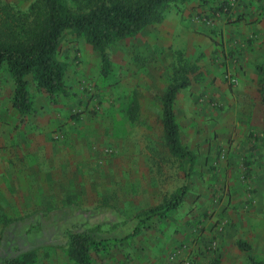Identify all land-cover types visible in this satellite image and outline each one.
<instances>
[{"label": "rangeland", "instance_id": "obj_1", "mask_svg": "<svg viewBox=\"0 0 264 264\" xmlns=\"http://www.w3.org/2000/svg\"><path fill=\"white\" fill-rule=\"evenodd\" d=\"M10 1L27 7L33 0ZM191 2H172L161 22L112 43L107 48V75L100 53L86 37L65 32L60 57L67 63L66 89L52 96L47 92L44 103L66 107L65 117L52 131L55 169L43 179L45 189L26 192L23 200L14 195L10 211L23 219L35 211L70 207V200L95 215H76L63 223L55 216L53 222L29 232L30 223L10 225L0 256L18 255L39 241L30 264H78L63 248L68 230L101 225L100 232L109 235L113 223L117 234L125 236L137 226L139 213L161 205L188 184L186 198L166 221L188 216V228L198 229L192 241L204 240L202 254L210 256L209 264L221 263L216 254L224 235L225 264H251L237 246L240 239L264 260V106L259 71L264 66V0H239L217 18L214 7L223 3L196 11L187 7ZM202 12L211 15L209 24L196 21ZM240 24L248 29L244 38H237ZM226 27L233 31L227 40L233 49L225 48L222 60L220 37ZM163 28L170 29L169 45L160 50L153 43L164 37ZM246 50H257L256 58H242ZM178 67L187 70L190 85L181 90L177 122L183 127L182 142L197 156L187 182L184 165L165 144L162 124V97ZM28 87L31 93L40 89L34 80ZM134 100L139 106L132 113ZM200 200L201 206H209L200 209ZM107 206L114 210L99 212ZM196 209L198 214L190 216ZM150 223L151 219L143 232L122 242L110 256L97 254L96 261L155 264L164 255L171 257L179 246L162 252V241L154 243L147 232ZM205 232L207 238L202 239Z\"/></svg>", "mask_w": 264, "mask_h": 264}, {"label": "trees", "instance_id": "obj_2", "mask_svg": "<svg viewBox=\"0 0 264 264\" xmlns=\"http://www.w3.org/2000/svg\"><path fill=\"white\" fill-rule=\"evenodd\" d=\"M33 0L27 7L19 6L10 0H0V68L7 66L15 81L16 88L13 103L23 114L32 109L29 83L34 80L40 88L51 96L65 91L66 61L60 57L61 44L67 30L83 35L100 53L103 73L107 75L111 63L107 48L116 41L135 36L147 26L161 22L165 12L176 0ZM227 5L224 2L215 11H222ZM262 75L261 99L264 106V66H259ZM190 84L187 70L175 69L163 97L162 124L165 132V144L170 152L184 165L186 182L191 177L197 156L181 140L180 125L176 119L174 103L179 92ZM139 104L134 100L131 112L134 113ZM264 122V117H263ZM188 184L180 187L171 199L159 206L139 213L138 224L125 236L115 235L117 226L110 223L112 233L102 234L101 225L85 230H68L67 242L63 247L66 254L78 264H95L97 254L111 255L122 242L140 233L146 222L154 216L167 217L171 210L177 209L187 194ZM70 207L35 211L26 219L39 218L37 223L31 222L28 232L40 229L46 223L59 216V223L67 219L84 215L91 218L90 210H83L70 201ZM114 210L112 206L100 208V213ZM63 215V217H61ZM0 238V253L6 241H9L8 228L11 224L19 225L20 219H5ZM111 234V235H110ZM113 242V243H112ZM120 242V243H118ZM18 255L0 256V264H30L36 257V246ZM237 246L248 254L251 264H264L263 259L253 254L252 245L246 240H238ZM104 261V258H100Z\"/></svg>", "mask_w": 264, "mask_h": 264}, {"label": "crops", "instance_id": "obj_3", "mask_svg": "<svg viewBox=\"0 0 264 264\" xmlns=\"http://www.w3.org/2000/svg\"><path fill=\"white\" fill-rule=\"evenodd\" d=\"M231 0H192L190 5L187 7L190 10L203 11L212 8L215 4L224 3ZM203 13V12H202ZM164 24V22H163ZM264 27L263 23L260 24ZM228 26V25H224ZM164 37L160 35V38L153 44L157 48L163 50V48L168 49L169 43L167 42L166 35L170 30L166 28ZM144 31V30H142ZM141 31V32H142ZM140 32V33H141ZM232 30L229 27L224 28L220 39L224 41V44L220 46L223 59L225 60V55L223 50L229 48L233 49L232 45L227 43L228 37L232 36ZM248 29L244 30L242 24H240V30L237 33V38H244L243 34L247 33ZM264 32V31H263ZM139 33V34H140ZM137 34L136 36H138ZM259 42V41H258ZM226 45L228 46H225ZM260 43V42H259ZM195 47V46H194ZM199 46H196L198 49ZM258 49V47H257ZM240 50V49H239ZM264 52V50H262ZM257 50L248 51L246 50L242 58L253 59L256 58ZM246 54V55H245ZM251 59V60H252ZM219 74L223 76V72L219 71ZM171 81V80H170ZM170 84V82H169ZM168 84V85H169ZM190 85V84H189ZM188 85V86H189ZM187 86V87H188ZM168 87V86H167ZM166 87V89H167ZM186 87V88H187ZM16 84L12 77L11 72L8 70L7 66L0 68V238L2 234L3 221L5 219H20L19 225L28 224L34 222L37 216L27 221H23L26 218L14 215L10 209L14 207V195L22 196L26 192L29 194L37 193V189H45L43 179L48 176H52V172L55 169L54 163L56 162L54 158V142L52 140V131L56 124L63 120L65 117L64 103L56 107L44 106V103L48 101L47 96H45L47 91L43 88L37 89L36 92L31 93L32 109L29 113L23 114L18 108L14 106L13 97L15 93ZM183 88V89H186ZM182 89V90H183ZM166 91V90H165ZM165 93V92H164ZM182 91L179 92L175 103L174 110L176 113V119L180 107V96ZM191 108L186 109L189 111ZM61 117V118H60ZM264 117V112L262 110L261 119ZM262 126H264L263 120ZM180 125V133L182 134V124L178 121ZM182 140V138H181ZM184 144V143H183ZM190 149V148H189ZM191 150V149H190ZM212 190V189H210ZM214 190V189H213ZM188 191V189H187ZM209 191H207L208 194ZM174 193V192H173ZM172 193V194H173ZM212 191H210V194ZM213 194V193H212ZM211 194V195H212ZM187 195V194H186ZM209 197V196H208ZM186 198V196H185ZM184 198V199H185ZM21 199V198H20ZM212 200V199H211ZM184 201V200H183ZM211 202V201H210ZM183 203V202H182ZM181 203V204H182ZM204 202V207L201 206L202 201L199 202V208H206L209 206V202ZM180 206L177 208L179 209ZM177 209L171 210L168 216L177 211ZM32 214V213H31ZM198 214V209L193 212L192 217ZM167 217L154 216L151 219V223L147 232L153 237L154 243H159L162 241V252L167 253L173 251L175 247H182V244H186L188 248L184 249V252L177 259H172L170 255H164L156 261L155 264H185L184 259L190 258L193 264H209L208 259L210 256H205L203 253L204 240L197 238L198 240L192 241L193 236H197L198 229L192 230L188 228L187 218L186 219H176L171 222H167ZM198 219V218H197ZM208 224V223H207ZM11 225H14L11 224ZM118 230L114 231L117 235ZM143 232V231H142ZM206 232L203 233L202 239L205 237ZM220 249L216 254V257L220 259V264H225V235L220 238ZM183 245V246H184ZM95 264H106L104 261L95 262Z\"/></svg>", "mask_w": 264, "mask_h": 264}, {"label": "built area", "instance_id": "obj_4", "mask_svg": "<svg viewBox=\"0 0 264 264\" xmlns=\"http://www.w3.org/2000/svg\"><path fill=\"white\" fill-rule=\"evenodd\" d=\"M238 2H239V0H231L230 4L226 5L222 9V11L221 10L220 11H216L214 17L217 18V16L221 17L223 14H227L231 10V5L232 4L235 5ZM200 18H201V20H199ZM195 19H196V21H202L203 23L209 24L211 22V15H209V14L206 15L205 13H202V15L197 16ZM185 248H187L186 245H184L183 247H179V248L175 249L173 251V253H172L171 258L172 259H177L179 256L182 255V253L184 252ZM184 263L185 264H193V261L190 260V258H185L184 259Z\"/></svg>", "mask_w": 264, "mask_h": 264}]
</instances>
